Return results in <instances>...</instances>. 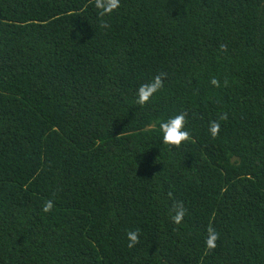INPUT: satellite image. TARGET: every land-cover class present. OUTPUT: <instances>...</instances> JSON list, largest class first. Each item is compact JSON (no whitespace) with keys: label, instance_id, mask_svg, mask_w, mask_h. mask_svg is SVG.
<instances>
[{"label":"trees","instance_id":"16d2710c","mask_svg":"<svg viewBox=\"0 0 264 264\" xmlns=\"http://www.w3.org/2000/svg\"><path fill=\"white\" fill-rule=\"evenodd\" d=\"M0 264H264V0H0Z\"/></svg>","mask_w":264,"mask_h":264},{"label":"clouds","instance_id":"9594fccd","mask_svg":"<svg viewBox=\"0 0 264 264\" xmlns=\"http://www.w3.org/2000/svg\"><path fill=\"white\" fill-rule=\"evenodd\" d=\"M95 7L100 11L101 16L110 15L120 7V0H95ZM107 25H105L106 27ZM213 86H219V82L216 79L211 80ZM163 88V74L154 76L150 82L141 84L135 93V104L138 106H144L148 103L154 95ZM227 118L226 116L224 117ZM186 114L180 113L169 117L166 121L159 123V129L162 133V143L167 146L179 147L184 143L190 141V132L187 129ZM210 134L215 137L219 134L220 124L212 122L210 125ZM53 202L47 201L43 206L44 212H49L53 208ZM186 214V210L182 204L178 203L175 206L174 215H172V222L179 225L182 223ZM128 247H134L138 242V233L135 231H129L127 233ZM218 240V234L214 229H209L206 238V246L209 250L216 248V241Z\"/></svg>","mask_w":264,"mask_h":264}]
</instances>
